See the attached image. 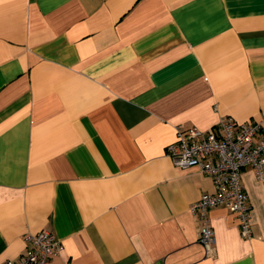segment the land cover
<instances>
[{
    "label": "crops",
    "instance_id": "obj_1",
    "mask_svg": "<svg viewBox=\"0 0 264 264\" xmlns=\"http://www.w3.org/2000/svg\"><path fill=\"white\" fill-rule=\"evenodd\" d=\"M222 116L264 124V0H0V262L45 229L49 264H264V180L206 251L212 180L165 150Z\"/></svg>",
    "mask_w": 264,
    "mask_h": 264
},
{
    "label": "built area",
    "instance_id": "obj_2",
    "mask_svg": "<svg viewBox=\"0 0 264 264\" xmlns=\"http://www.w3.org/2000/svg\"><path fill=\"white\" fill-rule=\"evenodd\" d=\"M173 163L180 167L196 166L212 180L213 189L203 191L190 204L201 224L197 241L206 251L214 242L208 210L220 205L236 216L239 232L250 237V204L241 181L243 167L250 166L258 180H264V124L260 121H236L222 116L209 129H176V138L165 147ZM26 251L0 264H49L61 248V241L49 230L25 235Z\"/></svg>",
    "mask_w": 264,
    "mask_h": 264
}]
</instances>
